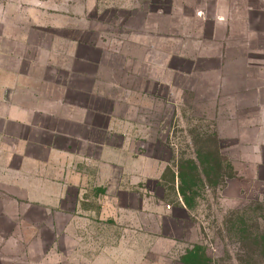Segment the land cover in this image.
<instances>
[{
	"label": "rangeland",
	"instance_id": "obj_1",
	"mask_svg": "<svg viewBox=\"0 0 264 264\" xmlns=\"http://www.w3.org/2000/svg\"><path fill=\"white\" fill-rule=\"evenodd\" d=\"M67 1L99 48L100 160L84 197L117 216L101 217L117 264H156L172 236L193 246L189 264H264V0Z\"/></svg>",
	"mask_w": 264,
	"mask_h": 264
},
{
	"label": "crops",
	"instance_id": "obj_2",
	"mask_svg": "<svg viewBox=\"0 0 264 264\" xmlns=\"http://www.w3.org/2000/svg\"><path fill=\"white\" fill-rule=\"evenodd\" d=\"M70 13L67 0H0V264L119 262L116 233L102 225L117 216L85 209L105 207L84 197L94 189L88 180L100 160L99 48L85 43L83 21ZM178 179L175 173V184ZM72 189L81 194L73 202L67 198ZM71 203L73 214L64 213ZM57 209L64 214L53 216ZM130 220L123 216V224ZM126 229L120 238L141 239L142 232ZM180 239L163 237L154 248L156 264H189L194 248ZM137 250L126 247L122 254Z\"/></svg>",
	"mask_w": 264,
	"mask_h": 264
},
{
	"label": "trees",
	"instance_id": "obj_3",
	"mask_svg": "<svg viewBox=\"0 0 264 264\" xmlns=\"http://www.w3.org/2000/svg\"><path fill=\"white\" fill-rule=\"evenodd\" d=\"M179 188V187H178ZM178 193L180 194V192H179V189H178ZM181 193H182V191H181ZM182 195V194H181Z\"/></svg>",
	"mask_w": 264,
	"mask_h": 264
}]
</instances>
